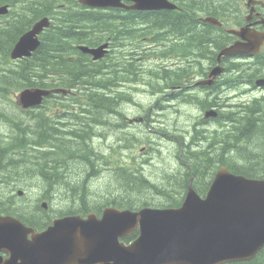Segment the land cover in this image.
<instances>
[{"label": "trees", "instance_id": "1", "mask_svg": "<svg viewBox=\"0 0 264 264\" xmlns=\"http://www.w3.org/2000/svg\"><path fill=\"white\" fill-rule=\"evenodd\" d=\"M175 1L181 9L136 11L89 8L78 0H0V6L10 5L8 14L0 17V112L5 114L3 126L9 129L15 125L22 135H0V181L12 189L10 194L1 193L0 213L44 228L59 216H85L90 212L101 215L107 206L132 210L146 206H178L190 183L204 196L216 172L225 164L236 174L264 178V99H252L229 108L225 97L217 94L195 96L181 90L177 95H163L152 107L165 109L162 101L172 98L195 109L215 107L218 116L211 118L215 125L210 126V130L205 129L208 122L204 119L199 122L196 118L191 131L182 126L186 130L177 132L180 139L174 138L179 147V166L168 175L170 178L164 177L163 183L150 178L142 165L122 164L123 156H119L131 149L135 138L127 137L128 134L121 139L122 126L110 129L105 118L114 113L121 116L119 108L124 105L126 109L131 100V95L124 96L123 80H141L145 76L147 92L154 93L162 92L171 84H186L189 82L187 75L193 69L202 73V67L194 66L190 70L191 67L181 59H178L182 62L178 65L162 60L158 66L147 67L144 59L154 58L156 52L148 53L151 48L148 46L172 47L179 43L178 48L189 51L184 42H189L190 46L200 42L194 45L197 53L201 45H208L205 34L208 23L200 16L221 15L223 6L219 4L225 2ZM44 16H49L52 23L42 34L40 47L30 57L13 60L11 50L19 36ZM182 24L189 25L190 30H184ZM184 33L188 38L182 36ZM128 39L135 40L129 45L147 47L142 48L143 51L137 46L119 49L128 44ZM107 40L117 55L108 54L103 59L93 60L91 55L78 48L82 43L95 46ZM131 53L134 56L128 62L126 59ZM172 53L180 58L178 53ZM27 87L75 91L67 96L53 93L40 107L19 110L20 113L33 112L35 119L41 121L36 127L39 129L36 141L31 135L32 126L20 129L13 116L6 113H17L19 108L13 94ZM53 124L61 128L63 135L56 137L52 133V129H56ZM179 125L173 121L170 124ZM32 151L36 153L31 154ZM94 178L98 179L96 185L99 187L91 191L90 182ZM36 180L39 200L50 201L47 210L40 204L30 210L25 204L28 201L22 202L25 196L17 190H27L20 182ZM103 185L104 189L99 190ZM57 196L61 202H68L67 205L55 207ZM135 236L129 235L124 240L129 242ZM225 264H264V247L251 260Z\"/></svg>", "mask_w": 264, "mask_h": 264}, {"label": "water", "instance_id": "2", "mask_svg": "<svg viewBox=\"0 0 264 264\" xmlns=\"http://www.w3.org/2000/svg\"><path fill=\"white\" fill-rule=\"evenodd\" d=\"M130 1L131 3H127ZM90 7H124L133 10L175 9L171 0H79ZM8 5L0 7V14ZM207 21L218 23L215 17ZM51 25L44 17L26 31L12 49L13 58L31 56L40 46L39 34ZM232 32L264 41V32L249 27ZM109 43L79 45L94 59L108 53ZM232 45L221 54L260 51L261 45ZM223 70L216 66L210 76ZM213 78L197 84L212 83ZM264 83V79L258 81ZM63 89V88H62ZM54 91L41 87L23 89L24 107L39 105ZM210 110L206 116L217 115ZM193 178V177H192ZM139 235L130 243L123 237ZM264 247V179L248 178L223 165L205 196L192 184L179 207H143L139 210L108 206L99 217L90 212L53 220L38 232L12 215L0 214V264H225L251 260Z\"/></svg>", "mask_w": 264, "mask_h": 264}, {"label": "flooded vegetation", "instance_id": "3", "mask_svg": "<svg viewBox=\"0 0 264 264\" xmlns=\"http://www.w3.org/2000/svg\"><path fill=\"white\" fill-rule=\"evenodd\" d=\"M222 14L218 16L214 15H204L200 16V18L204 21V18L207 16H213L219 20V23H208L206 26L205 34H206V42L208 45H201L198 48V52L195 53V46L200 44V42L193 44L192 46L189 45V42L184 44L186 45V49H189V51L185 49L178 48L179 43H176L177 46H172L167 48H163V56L165 59L172 58L175 56L172 52H176L180 55L179 57H176V59H172V65H178L182 62H185L187 65L191 67L190 70L194 68V66H200L202 67V73H195V69L192 70L190 74H188L186 79L189 80V82H186V84L182 85H176L171 84L170 86H166L164 89L165 94L170 95H177L178 91H185L188 92L189 95H195V96H213V95H219L222 97H228L231 100L229 101V108H233L237 106L240 103H244V101L238 102L236 99L244 96H250L251 100L256 98L264 99V84L260 85L258 84V80L260 78H264V56H260L264 53V42L261 44H258L255 37H251V34H247V36L238 35L231 30H242L243 27H249L251 29V32L253 30L255 31H261L264 32V0H228L222 4ZM181 9V7H180ZM206 22V21H205ZM215 30V31H214ZM182 36L184 38H188L186 33H184ZM189 36V32H188ZM183 38V39H184ZM240 41V42H239ZM240 43L241 45H262L261 52L259 54H250V53H242V54H233V55H227L220 57L221 51L231 45H236ZM163 45V44H161ZM189 47V48H188ZM113 49H111L112 51ZM192 50V51H191ZM181 59L182 62H179ZM165 60V61H166ZM176 60L177 62L173 61ZM221 65L224 67V71L218 74L212 83H205V84H197L198 81L202 79H209L211 70L216 66ZM213 78V77H211ZM136 84H141L138 80V83H126V81L122 84V91H124V96H130V86L136 88ZM168 88H170L168 90ZM171 90V91H170ZM176 99V100H174ZM172 98V101L175 102V104H179L177 101V98ZM248 100V101H251ZM245 101V102H248ZM32 110V109H30ZM199 113L202 111L203 113L205 110L199 109ZM126 111H129L127 109ZM17 113L16 115H18ZM2 116V115H1ZM88 117V115H86ZM116 114L114 113V116H106L105 120L107 122H116ZM4 118V116H2ZM19 119L16 120L18 123V126L20 129L27 128V126L33 127V132L31 133L33 140L36 141V134L38 133L39 129L36 128L41 121L38 119H35V116L32 113H20ZM125 117L123 116L121 121H118L115 123V126H122L125 121ZM15 118V117H13ZM114 118V120H113ZM139 118V117H137ZM196 118H201L199 122L207 121V125L205 129H208L210 126H213L215 124L211 123V117L210 118H204L201 115H194L193 120ZM130 124L134 123L135 121H141V120H134L130 117H127ZM204 119V121H202ZM144 121L147 119H143ZM104 121V120H103ZM195 122H191L190 125L192 127V124ZM197 123V122H196ZM20 124V125H19ZM117 124V125H116ZM127 124V123H126ZM23 125V126H22ZM173 125V123H172ZM26 126V127H24ZM56 129H52L56 137L59 135H63L61 133V128L57 127V124L54 125ZM114 126V125H113ZM208 126V127H207ZM193 128V127H192ZM14 134L12 136H19L21 135L19 133L18 127L14 125ZM11 136V137H12ZM30 138V139H32ZM31 150V148L29 149ZM21 184H24L23 182H20ZM36 228V227H35ZM38 231L43 230V228L37 227Z\"/></svg>", "mask_w": 264, "mask_h": 264}, {"label": "rangeland", "instance_id": "4", "mask_svg": "<svg viewBox=\"0 0 264 264\" xmlns=\"http://www.w3.org/2000/svg\"><path fill=\"white\" fill-rule=\"evenodd\" d=\"M182 27H184V30H190V26L189 25H183ZM192 34V30L190 32ZM135 40L133 39H128V44L126 45H121L119 49L122 48H128L129 46L131 47H135L137 46L138 49L140 51H143L142 48H145L147 46L145 45H129L130 43H134ZM151 47V48H150ZM167 45H153V46H148V48H150L148 50V53L152 52V51H156L155 52V58H150L148 60L145 61V64L147 65V67L149 66H155L157 61L160 60L156 57H160V54L158 53V51H160L163 48H166ZM114 48V47H113ZM147 52V49L145 50ZM115 54V49L113 50V52L111 53V56ZM130 56V55H128ZM158 59V60H157ZM170 60V59H168ZM177 62L176 60L173 61ZM114 65V64H113ZM145 76H143V78H141L140 81H142L141 84H136L137 87H130L128 89H130V93L129 95H133L134 91L138 92L136 93V96L133 97V100L130 101L129 104L126 105V107L129 109V111L127 112L128 115L119 109L121 116L117 117L116 116V122L121 121L119 119H121L123 116H127L130 117L134 120H141V121H135L134 123H132L129 127L124 128V130L120 129V137L121 139L124 138L125 136L127 137H132L135 138L132 140L133 145H131V149L129 151H127L126 154H122L119 157H122V164L126 165V166H133L134 164H137L138 166L144 167V171L145 173L150 176V178H153L154 180L157 179L160 183H163V179L164 177H168V175L179 166V162L177 160H179L180 156H179V147L177 145V143L174 141V138H179L177 135L179 133H182V129L177 130L174 126L173 129L170 127L171 122L173 121L176 124H180L181 126L185 125L184 127H187V130L191 131V125L190 123L193 121L192 118H194V114L199 111V109H195V107H192L190 105L187 104H175V102L171 101V100H164L162 101V103L164 105H167V110L165 109H161V108H150L152 106H154L158 100H160V96H163L165 93L164 92H154V93H148L146 92V90L149 89V87L146 84L145 81ZM138 80V79H137ZM132 81L129 80L128 83H131ZM170 88H168L169 90ZM171 91V90H170ZM250 98V96H244V97H240L237 98L236 100L238 102L240 101H247ZM10 110H12V108H9ZM126 111V109H125ZM17 113L11 112V115L13 117H15V120H18L20 117V113L18 115H16ZM199 115H201V113H199ZM202 117L204 116L203 114L201 115ZM139 117V118H137ZM147 119V122H144L143 119ZM100 119V118H99ZM199 119V118H197ZM114 120V118H113ZM166 121V123H165ZM103 123H105V121L102 120ZM115 122V123H116ZM3 123L6 124L5 120L2 119V117L0 116V135H13L14 134V125H11V127L8 129H6V127H4ZM11 123V121L9 122V124ZM114 123V122H113ZM112 122H109L110 125V129H115L119 126H112L113 125ZM117 125V124H116ZM6 129V130H5ZM96 131H98L97 129H95ZM20 137L22 135H19ZM131 138V139H132ZM180 139V138H179ZM182 141H184V139H181ZM98 140H95V142H97ZM106 141V140H105ZM121 141V140H119ZM124 141V140H122ZM193 146H198L197 144H194ZM33 152V151H32ZM35 152V151H34ZM31 153V154H34ZM36 153V152H35ZM181 155V154H180ZM183 157V156H182ZM13 161H16L15 159ZM118 161V160H117ZM120 162V161H118ZM170 178V177H168ZM98 179H93L90 182V189L91 191H96V189L99 187L96 185V181ZM27 181V180H26ZM36 182V184H35ZM156 182V181H154ZM24 186H27V193H23L22 195L25 196V200L22 198H19L18 200L22 202L28 201L26 202V206H28V208L30 210H35L36 205L40 204L42 205V201H48L50 202L48 199H42L39 200V196L37 195L39 192L38 190L35 188V185H37V180L34 182H23ZM157 183V182H156ZM21 184V183H20ZM23 185V184H21ZM21 188L17 189L20 190ZM36 189V190H35ZM104 189V185L102 186L101 189L99 190H103ZM23 191V190H22ZM3 192L2 195L4 194H10L12 192V189L8 187V185L6 183H2L0 181V197H2L1 193ZM21 195V196H22ZM54 203H55V207H61L63 208L64 205H67L66 203L68 202H61L57 196V199H54ZM24 204V203H23ZM53 207V208H55ZM48 209V208H47ZM46 209V210H47Z\"/></svg>", "mask_w": 264, "mask_h": 264}, {"label": "bare ground", "instance_id": "5", "mask_svg": "<svg viewBox=\"0 0 264 264\" xmlns=\"http://www.w3.org/2000/svg\"><path fill=\"white\" fill-rule=\"evenodd\" d=\"M172 41V40H171ZM160 45V44H159ZM164 46V45H163ZM114 55H117L116 54V52H115V54ZM132 56H134L133 55V53H131L130 54V56H127L128 58L126 59L128 62L131 60L130 58L132 57ZM112 68V67H111ZM195 73H196V70H195ZM123 81H126V83H128L129 82V80H123ZM134 84V83H133ZM130 87H132V85L130 86ZM122 88V87H121ZM47 89H50V90H56V89H60V90H66L65 92L64 91H54V92H52L51 94H53V93H62V94H65L66 96H67V94H74L75 93V91L74 90H72V89H62V88H47ZM226 99H228V102L231 100L230 98H228V97H225ZM122 105V104H121ZM219 107V106H218ZM120 110H122V111H124L125 113H126V111H125V107H124V105H122V107L121 108H119ZM13 112V111H12ZM202 112V111H201ZM7 114H10V116H12L11 115V113H9V112H6ZM117 115V114H116ZM0 116H1V112H0ZM2 116H4L5 117V114H2ZM1 116V117H2ZM3 118V117H2ZM125 121H127L126 123H124L123 125H122V128L123 127H125V128H127V127H129L130 126V122L128 121V119H127V116L125 117ZM192 122H195V120L194 121H192ZM120 127V126H119ZM208 127V126H207ZM9 140V139H8ZM4 141V140H3ZM13 157V156H12ZM226 165V164H225ZM223 166V165H222ZM227 166V165H226ZM19 189V188H18ZM19 191V190H18ZM47 193V192H46ZM7 201V200H6ZM12 201V200H11ZM17 205V204H16ZM1 207V206H0ZM41 211H42V209H41ZM28 215H29V213H28ZM86 216V215H85Z\"/></svg>", "mask_w": 264, "mask_h": 264}]
</instances>
